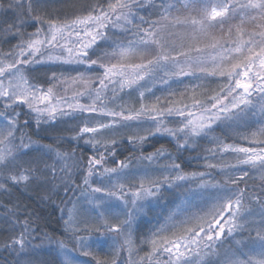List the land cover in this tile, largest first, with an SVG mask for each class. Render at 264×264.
Instances as JSON below:
<instances>
[{"label":"snow or ice","instance_id":"6c2138e0","mask_svg":"<svg viewBox=\"0 0 264 264\" xmlns=\"http://www.w3.org/2000/svg\"><path fill=\"white\" fill-rule=\"evenodd\" d=\"M185 78L200 83L171 90ZM60 189L86 201L63 221L71 249L24 202ZM0 197V264H57L35 259L45 243L59 264L93 246L112 257L96 264H264V0H0Z\"/></svg>","mask_w":264,"mask_h":264},{"label":"trees","instance_id":"16d2710c","mask_svg":"<svg viewBox=\"0 0 264 264\" xmlns=\"http://www.w3.org/2000/svg\"><path fill=\"white\" fill-rule=\"evenodd\" d=\"M55 70V69H54ZM188 81H191V80H184L183 81V84H173L172 85V88L171 90H174L176 91L177 93L181 92L182 90H184V87L186 85H191V84H196V83H200L199 81H195V80H192L191 82H188ZM222 83V81L220 80H217V79H209V80H205L203 81V84H204V87L206 89H214L217 87L218 84ZM151 87V85H149ZM164 91H168V90H164L163 89V92L162 91H155V95L156 96H161V98H163L165 95H167V93H164ZM62 92V91H61ZM58 92V95H63V92ZM69 95H71V93H69ZM122 95V99L121 100H118L117 101V104H125L127 106H135V107H139V103L137 102V97H138V93H132L131 96H128V95ZM151 100H154L153 96H148L147 97V101H151ZM113 107V105L109 104V108ZM23 119V117H22ZM104 122H107V120H105ZM69 125H66V127H68ZM134 129H121L118 133H116L115 135L117 137L121 136V135H129L132 133ZM25 131L31 135V138H35V139H39L41 142L43 143H48V144H51L53 143L52 140L50 139H44L42 138L43 134H41L40 136H37L34 134L35 132V127L32 126V127H29L28 129H25ZM142 134V133H141ZM64 135H69V133L65 132ZM160 144H164L165 147H170V145L167 143V141L165 140H160L159 142H150L148 144H146L143 148V152L144 154H147L149 152H152V150H154L155 147H159ZM68 148V145L65 144L61 150H67ZM124 149H127V150H124ZM132 151V146L127 144V142L125 141V144H124V148L120 150L118 156L116 157L117 160L119 159H123L124 157L128 156L129 153ZM91 154V153H89ZM135 155H140V152L137 151L134 153ZM224 159L231 163V162H234L233 161V158L231 156H226L224 157ZM212 163H216L217 161L213 160V161H210ZM109 163L112 164V161L109 160ZM202 164V166H191L192 169H194L195 171H205L204 167H203V161L200 162ZM188 167H186L185 169H187ZM250 176L252 177V179H248L246 181V183L249 185V187L251 188L252 185L254 184L256 186L257 189H259V187L261 186V181H260V178H259V173H256V172H252L250 173ZM220 177L217 176V179H219ZM81 181L77 180V183H80ZM241 187H244V184L242 183L240 185ZM72 192L73 191H69L67 194H65V192L63 191V189H60L59 190V194L55 197H53V200L55 201V203H46V204H42L40 203L39 199L37 198V193L35 192H26L25 193V197H24V202L29 204L32 208L36 209L40 219L38 221V225H39V229H40V234H43L44 232H47L49 234V236L53 237L54 239H62L65 241V243L68 245V248L71 249L74 245L71 243L70 239H69V236H66L65 233H64V225H63V219L61 217V214H60V209L61 207H63L64 203H65V200H67L69 197H71L72 195ZM16 196L19 195V193H15ZM14 198V197H13ZM76 199V198H75ZM0 200H3L6 202V198L5 197H0ZM63 201V203H62ZM75 200H69V205H72V203L74 202ZM147 211V218H154L161 210L159 208H156V209H152L150 208L149 210H146ZM3 213V209H0V214ZM144 217H141L140 219V223L142 225V227L138 230V232L135 234V236H138L140 239L144 238L145 237V228L143 227V223H144ZM83 234V233H82ZM237 240H240L241 237H236ZM234 243V242H232ZM232 243H228V244H225V249L226 248H229L232 246ZM242 246V245H241ZM105 248V247H104ZM103 248V249H104ZM141 248H143V246H141ZM93 250V254L95 256L96 259H103V258H108V259H111V254L110 253H103V255L101 254H98L97 253V249L96 247H92L91 248ZM233 250H235V248H233ZM245 252H248V249L245 248L244 249ZM252 252H249L248 255L252 257ZM7 253L4 252L0 255V260L3 261L4 259H7ZM48 255V254H47ZM80 257L82 259H85L84 256H82L80 254ZM241 259H246V257H243L241 256L240 257ZM254 258V257H253ZM38 260V257L35 258ZM45 259L47 261H53V260H56V257L51 255V257L48 255L45 257ZM94 259V258H93ZM96 259H94L96 261ZM8 260V259H7ZM86 260L89 262L91 261V259H89L88 257H86ZM57 264H59V261L57 260Z\"/></svg>","mask_w":264,"mask_h":264},{"label":"rangeland","instance_id":"374dc122","mask_svg":"<svg viewBox=\"0 0 264 264\" xmlns=\"http://www.w3.org/2000/svg\"><path fill=\"white\" fill-rule=\"evenodd\" d=\"M184 80H191L192 81V79H190V78H185ZM191 81H188V82H191ZM155 91H162L163 92V89L162 88H158V87H153V92H155ZM183 91V90H182ZM181 91V92H182ZM62 93V92H61ZM164 93H167L166 91H164ZM180 93V92H179ZM178 93V94H179ZM154 98V97H153ZM71 126V124H69V126L68 127H70ZM63 127H66V125L65 126H63ZM33 140H39V139H35V138H33ZM43 143V142H42ZM45 144H48V143H45ZM245 146H251V145H245ZM152 151H154V150H152ZM187 155V154H186ZM200 162H202V161H200ZM200 162H196V161H192L191 163H192V166H202V164L200 163ZM108 166H113L112 164H110L109 162H108ZM199 166V167H200ZM186 172H192V171H195L194 169H192L191 167H188L187 169H184ZM201 171V170H200ZM76 198V199H75ZM69 200H75L73 203H72V205H69ZM74 205L77 207V208H79V207H81V206H83V205H86V201H85V199L83 198V196H82V194H81V192L79 191V190H77V191H74V192H72V195H71V197H69L67 200H65V203H64V205H63V207H61V209H60V214H61V217H62V219H63V221L64 220H66L68 217H67V215H66V213L69 211V210H72L73 208H74ZM63 209V211H61ZM150 209V208H149ZM149 209H146V210H149ZM123 218V217H122ZM42 235V234H41ZM144 238H142V239H140V240H143ZM33 243H35V244H40L41 243V241L38 239V240H35ZM139 243V242H138ZM141 246H143V248H141ZM95 247V246H94ZM226 249H228V248H226ZM89 250H91L92 252H93V250L90 248ZM105 253H110V250L107 248V247H105L104 249L102 248V249H97V253L98 254H101V255H103V253L104 252ZM148 251H150V249H149V247H147V246H144V245H139V250H138V253H134L133 254V259L135 260V259H138L139 257H142V256H144L145 255V253L146 252H148ZM94 253V252H93ZM2 253H0V255H1ZM51 257V255H53V256H55L56 257V261L58 260V258H57V256H56V252H55V248H54V245L53 246H50V245H48L47 243H45V245H44V247H43V249L42 250H40L37 254H36V256H35V258H37L38 257V260L39 261H47L46 259H45V257L46 256H48V255ZM252 254V257H254V259H258L259 257H256L255 256V254L254 253H251ZM73 255L77 258L76 260H75V264H96V261L93 259V256H84L85 257V259H82L81 257H80V253L79 252H77V253H73ZM7 259L8 260H13L14 259V257H12V256H9L8 255V253H7ZM83 256V255H82ZM86 257H88L89 259H91V261H87L86 260ZM127 258V252H125L122 256H121V264H123V260L124 259H126ZM59 261V260H58ZM0 262H2L1 260H0Z\"/></svg>","mask_w":264,"mask_h":264}]
</instances>
